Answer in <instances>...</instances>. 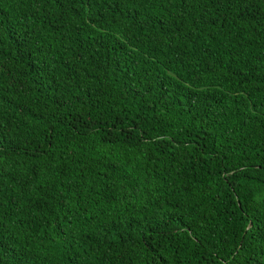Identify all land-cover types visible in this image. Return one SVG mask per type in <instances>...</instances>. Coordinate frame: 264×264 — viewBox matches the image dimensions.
I'll use <instances>...</instances> for the list:
<instances>
[{
  "label": "trees",
  "instance_id": "1",
  "mask_svg": "<svg viewBox=\"0 0 264 264\" xmlns=\"http://www.w3.org/2000/svg\"><path fill=\"white\" fill-rule=\"evenodd\" d=\"M0 264H264V0H0Z\"/></svg>",
  "mask_w": 264,
  "mask_h": 264
},
{
  "label": "snow or ice",
  "instance_id": "2",
  "mask_svg": "<svg viewBox=\"0 0 264 264\" xmlns=\"http://www.w3.org/2000/svg\"><path fill=\"white\" fill-rule=\"evenodd\" d=\"M240 2H243V0H240Z\"/></svg>",
  "mask_w": 264,
  "mask_h": 264
}]
</instances>
